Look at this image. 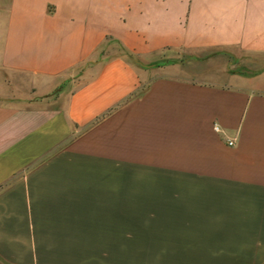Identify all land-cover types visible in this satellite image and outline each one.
<instances>
[{
	"label": "crops",
	"instance_id": "0c3cea01",
	"mask_svg": "<svg viewBox=\"0 0 264 264\" xmlns=\"http://www.w3.org/2000/svg\"><path fill=\"white\" fill-rule=\"evenodd\" d=\"M0 264H264V0H0Z\"/></svg>",
	"mask_w": 264,
	"mask_h": 264
},
{
	"label": "rangeland",
	"instance_id": "374dc122",
	"mask_svg": "<svg viewBox=\"0 0 264 264\" xmlns=\"http://www.w3.org/2000/svg\"><path fill=\"white\" fill-rule=\"evenodd\" d=\"M108 51H111L112 53H123L124 51L121 50V49H111V50H108ZM121 51V52H120ZM155 60H156V65H167V64H170V63H174L175 61H179L180 60V55L178 54V52L176 50H164L162 51L161 53L155 55ZM153 58V60H154ZM168 74V71H167V68L166 69H159L158 70H151V76H156V75H162V74ZM33 96V95H32Z\"/></svg>",
	"mask_w": 264,
	"mask_h": 264
},
{
	"label": "built area",
	"instance_id": "2783aa9c",
	"mask_svg": "<svg viewBox=\"0 0 264 264\" xmlns=\"http://www.w3.org/2000/svg\"><path fill=\"white\" fill-rule=\"evenodd\" d=\"M229 144H233V141H229Z\"/></svg>",
	"mask_w": 264,
	"mask_h": 264
}]
</instances>
